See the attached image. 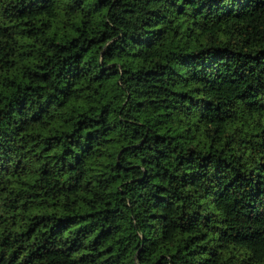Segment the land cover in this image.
Masks as SVG:
<instances>
[{
    "label": "trees",
    "instance_id": "obj_1",
    "mask_svg": "<svg viewBox=\"0 0 264 264\" xmlns=\"http://www.w3.org/2000/svg\"><path fill=\"white\" fill-rule=\"evenodd\" d=\"M0 264H264V0H0Z\"/></svg>",
    "mask_w": 264,
    "mask_h": 264
}]
</instances>
